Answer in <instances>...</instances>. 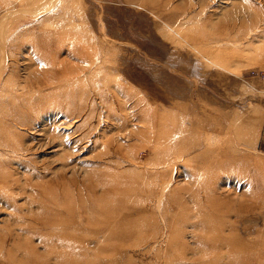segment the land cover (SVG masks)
<instances>
[{
    "label": "rangeland",
    "instance_id": "rangeland-1",
    "mask_svg": "<svg viewBox=\"0 0 264 264\" xmlns=\"http://www.w3.org/2000/svg\"><path fill=\"white\" fill-rule=\"evenodd\" d=\"M0 264H264V0H0Z\"/></svg>",
    "mask_w": 264,
    "mask_h": 264
}]
</instances>
